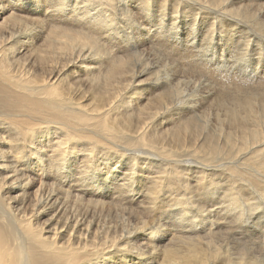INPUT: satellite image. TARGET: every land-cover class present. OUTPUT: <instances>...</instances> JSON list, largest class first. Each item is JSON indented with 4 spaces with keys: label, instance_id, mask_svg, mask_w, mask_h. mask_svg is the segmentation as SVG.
I'll return each mask as SVG.
<instances>
[{
    "label": "bare ground",
    "instance_id": "1",
    "mask_svg": "<svg viewBox=\"0 0 264 264\" xmlns=\"http://www.w3.org/2000/svg\"><path fill=\"white\" fill-rule=\"evenodd\" d=\"M169 1L0 0V264H264V230L235 232L264 220V86L245 88L262 72L202 98L183 67L120 52L139 26L216 75L222 13L264 38V0ZM195 220L210 227L181 228Z\"/></svg>",
    "mask_w": 264,
    "mask_h": 264
},
{
    "label": "rangeland",
    "instance_id": "2",
    "mask_svg": "<svg viewBox=\"0 0 264 264\" xmlns=\"http://www.w3.org/2000/svg\"><path fill=\"white\" fill-rule=\"evenodd\" d=\"M155 2L159 4L160 0H155ZM170 2L171 1L168 0L167 12H169L171 10L170 7H171L172 3H170ZM136 3L138 4L139 0H136ZM243 4H247V3L244 2ZM183 5H185V4H182V7H180V9H178V11H180L178 14H179V16L181 18L183 17L182 18V25H184V27H185V26H188L190 24L189 22H187L188 20H190V19L193 20L195 12L191 11L189 13L188 9L185 8L186 6L184 7ZM154 11H156V12L154 13V15H151V20L150 21H145V23L142 25V28H144L146 26L145 28H149L150 30L151 29L152 30H156L160 26V24L157 25V22H159V19H160L159 18V16H160L159 13L161 12L159 10V5L158 6L155 5ZM225 13H227V12L226 11L223 12L222 16L216 14V16H221V20L222 21H221V25L220 26L222 27V29L220 28L221 29L220 32L217 33L216 35H214V38H213V40H211V42H210V39L206 40L205 44L203 45V47H205V49H206V52L208 53V55L212 59V65L214 67H217L219 71L220 70L222 71V72H220L221 74L218 73L219 75L218 74H216V75L209 74L208 75L207 72H204V71H200L199 72V71H197L198 69L196 67H194V65H191V63H188V61H185L184 59H182V57L179 56V52L183 53L182 49L178 50L177 47H175V46L174 47L171 46L170 48H168V47L163 46V45H161L162 46V48H161V46L159 47L160 44H158V43H157V45L155 43L152 44V42H149V39L146 38L147 37V33L144 30L142 31L139 26H134L130 30H128V32L126 33V36L129 37V38L131 37L132 39H131V41L129 43H125V47L126 48H121L120 47V52L123 53V52L128 50L129 52H131V53H129V55L130 54L133 55V54L138 53V51H139L138 54L141 55V56H145L146 54H148L150 52L149 53V56L151 57L149 59V62H151L150 65L155 64L154 66H152V70L153 71H157V73L159 74V76L161 78H166L168 76V74L171 75V74H174L176 71H179V70L181 71L183 69L185 75L182 74V76H184V78H187V79H190V80H191V78H193L199 84L209 85L210 86V87H203L201 89L200 95L202 94L201 95L202 98H204L206 95L208 96L209 94H211L212 93L211 90H213L215 92V94H219L220 92H224V91H218L219 89H224L226 91L230 89V92L236 91L235 85L232 82H230V81L232 80L233 77H236L235 74L240 72V71L247 72L248 73L247 77H249L251 75V73L254 75L256 73V71L262 72L261 78H255V76H254V79H256V81H255L256 85L254 84V82H252V83H250L251 85L249 84V86L248 87L246 86L245 88L254 89L255 90V87H258V86L259 87H263L264 86V82H263V80H264V38L262 37L263 38L262 39V38L255 37L256 34L254 32H252V30L249 27H247V25L243 24L239 20H235L233 18L227 17L228 13L227 14H225ZM119 25L123 26V24H119ZM200 25H201V23H200ZM168 26H171V25H168ZM207 29L208 28L204 29L206 33H207ZM183 31H184V34H185L186 31L185 30H183ZM180 32H182V31H180ZM206 33H201V34H203L204 37H205ZM248 33L251 36L249 38V40L251 41V45H250L251 47L248 49L250 52L247 50V48L245 46V42L248 40L247 39V34ZM256 33H258V32H256ZM182 34H183V32H182ZM184 34H183V37H184ZM230 35H232V37H230ZM258 36H260V35H258ZM243 38H246V40L243 39ZM241 39H243L244 43H242V41H240ZM201 41L203 42V39L199 38L198 42H199L200 45L202 44ZM179 42L181 44L183 43V41H179ZM197 43L195 44V46L198 45L197 49H199L201 51V49L199 48V44H197ZM254 44L256 46L253 47ZM243 46H244V48H242ZM139 47H141V48H139ZM234 49L236 50V52H235ZM199 50H197V52L199 54H204L205 51L202 53V51L200 52ZM255 50H258V51L255 52ZM151 51H152V53H151ZM235 57H237V58H235ZM241 63H243V64H241ZM164 64H166V65H164ZM176 66H178L177 69H176ZM240 67H242L243 69L240 68ZM257 67H259V68H257ZM170 68L175 69V70L171 71ZM225 68H226V70H225ZM231 72H232V74H231ZM186 74H187V76H186ZM242 79L245 82H249L250 81L249 79H246V78H243V77H242ZM206 81H208V82H206ZM145 86L146 85H144L143 88H145ZM211 87L213 89H210ZM204 89H205V91H204ZM240 92L242 93L240 96L243 97L245 94L249 93V90H246L245 92L244 91H237V93H240ZM228 93H229V91H228ZM202 101L204 102V99ZM204 103L202 105H204L205 108H207L204 111L209 110V109H211V110L216 109L217 110V108H218L212 102L211 99L209 101H207V102H204ZM212 103H213V105H212ZM211 105H212V107H211ZM166 122L171 123V120L168 119ZM208 126H207V129H208ZM207 129H206V131H207ZM152 166L155 167V163H154L153 160H152ZM152 166H150V167H152ZM157 166H158V164L156 165V167ZM153 167L150 168V169H153ZM156 167L153 169V172H156L155 171V170H157ZM262 210L264 212V208ZM258 212H259V210H258ZM259 213H261V212H259ZM159 215H161V216H159ZM159 215L156 217L158 222H160V223L163 222V221L166 222V223L169 222V220L166 219L163 214H159ZM164 222L162 224L165 225ZM251 222L252 221H249L248 223H245V225H242L240 227V229L242 231H235V232L237 234H240L239 235L240 238L242 236L241 239L244 238V240H245V238H246V241H250V240L252 241L254 239H257L259 241L261 239L262 232L264 230V225H263L264 220H262V223H261V221H256V220H254L252 223ZM208 223L209 222H200V220H195V223L194 222L182 223V227L181 228H185V227L198 228V227H200V228H198V230L202 231L203 228L210 227V223L209 224ZM181 228L180 227L172 228L173 230L171 229V231L175 232L176 230H180ZM204 234L205 233L203 232L202 235H204ZM244 236H247V237H244ZM252 242L253 243H257L256 240L252 241ZM257 244H255V245H257ZM258 245H257V247H258Z\"/></svg>",
    "mask_w": 264,
    "mask_h": 264
}]
</instances>
